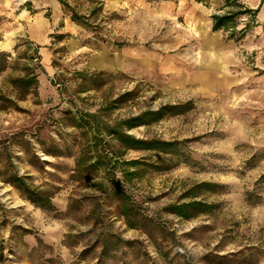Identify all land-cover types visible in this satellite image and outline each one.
Instances as JSON below:
<instances>
[{
	"label": "rangeland",
	"instance_id": "rangeland-1",
	"mask_svg": "<svg viewBox=\"0 0 264 264\" xmlns=\"http://www.w3.org/2000/svg\"><path fill=\"white\" fill-rule=\"evenodd\" d=\"M59 1L0 0V264H264V0H240L258 10L240 41L211 31L214 0ZM25 67L37 81L27 95L8 82ZM189 101L127 131L173 152L99 136L116 162L88 154L76 174L87 114L114 127ZM9 172L54 209L22 198ZM191 201L211 209L188 220L168 210Z\"/></svg>",
	"mask_w": 264,
	"mask_h": 264
},
{
	"label": "trees",
	"instance_id": "trees-1",
	"mask_svg": "<svg viewBox=\"0 0 264 264\" xmlns=\"http://www.w3.org/2000/svg\"><path fill=\"white\" fill-rule=\"evenodd\" d=\"M195 1L207 6L208 2L211 0ZM214 1L221 3L222 6L217 13L211 15L210 17L212 32H222L226 36V39L240 41L246 37V35L252 28L257 26L255 19L258 10L247 8L240 2V0ZM59 2L62 6L67 7L66 0ZM70 20L78 26H87L86 23L82 22V18L77 16L73 12L70 13ZM33 53L34 57H29V60H36V62H38L39 56L37 53V49H35ZM8 58L9 56L7 54L0 52V75L8 69ZM35 66L38 67L37 64H35ZM24 72L25 73L22 76L12 78L8 82L15 90H17L18 92H23V95L25 93V95H27V92L30 89L35 91L37 81L36 74L34 73L33 68L25 67ZM0 100L4 101V99ZM116 102L118 101L116 100ZM191 105L192 103L189 101L181 105L164 106L157 111H147L135 117L129 118L125 121H122L121 123L116 124L114 127H107L104 125L101 127L96 121L94 115L87 114L86 116L93 121L92 123H86V125H88V128L92 131L93 137L90 145L87 146V148H82V153H80L76 160V174L77 172L79 174L80 170H82L86 164L87 166H92L90 157L89 159L85 157L88 154H91V156H96V164H107L110 166L114 162H116L115 160L113 161L112 159L108 158V156L105 154L104 145L106 143L102 139H99V136H107L112 138L117 142L119 149L123 151L134 150L156 151L164 153L173 152V150H175V144L173 143L162 142L159 140H140L131 135H128L127 131L146 126L162 115L184 114L191 109ZM17 137H20V134H14L9 139L8 144L11 145L12 141ZM87 149H90V153H87ZM112 154L115 158V153ZM131 164L136 165V163ZM122 174L124 176V179L135 175L134 172L127 173L125 171H123ZM3 182L16 189L19 192L20 196L27 200L34 207L50 211L54 209L51 204L50 193L46 191H40L38 188L29 186L27 183H25L22 177L15 175L13 172H9L8 175H5V177H3ZM210 209L211 206L196 201L173 205L168 208L170 213L184 220L190 219L192 217V214L194 215L208 213ZM123 215L125 216V213H123Z\"/></svg>",
	"mask_w": 264,
	"mask_h": 264
},
{
	"label": "crops",
	"instance_id": "crops-1",
	"mask_svg": "<svg viewBox=\"0 0 264 264\" xmlns=\"http://www.w3.org/2000/svg\"><path fill=\"white\" fill-rule=\"evenodd\" d=\"M202 44L209 46L211 44H214V40L208 38V39L203 40Z\"/></svg>",
	"mask_w": 264,
	"mask_h": 264
}]
</instances>
